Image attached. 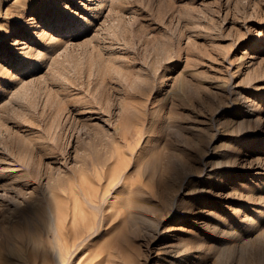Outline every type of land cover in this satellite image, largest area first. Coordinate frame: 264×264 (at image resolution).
Masks as SVG:
<instances>
[{
    "label": "rangeland",
    "instance_id": "1",
    "mask_svg": "<svg viewBox=\"0 0 264 264\" xmlns=\"http://www.w3.org/2000/svg\"><path fill=\"white\" fill-rule=\"evenodd\" d=\"M0 264H264V0H0Z\"/></svg>",
    "mask_w": 264,
    "mask_h": 264
},
{
    "label": "bare ground",
    "instance_id": "2",
    "mask_svg": "<svg viewBox=\"0 0 264 264\" xmlns=\"http://www.w3.org/2000/svg\"><path fill=\"white\" fill-rule=\"evenodd\" d=\"M161 84H162V83H161ZM106 175H107V174H106ZM108 175H111V173H108ZM75 221H77V218H76ZM74 227H75V229H76L75 235H76L77 237H79V236L81 235V232H80L79 230H77V228H78V224H75V223H74Z\"/></svg>",
    "mask_w": 264,
    "mask_h": 264
}]
</instances>
